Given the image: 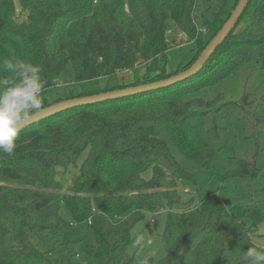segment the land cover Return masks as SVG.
Returning <instances> with one entry per match:
<instances>
[{
  "label": "trees",
  "instance_id": "1",
  "mask_svg": "<svg viewBox=\"0 0 264 264\" xmlns=\"http://www.w3.org/2000/svg\"><path fill=\"white\" fill-rule=\"evenodd\" d=\"M237 2L0 0V61L39 66L42 96L63 82L77 87L55 103L150 84L186 70ZM171 25L195 44L190 62L174 70ZM247 63L264 76V0L248 2L193 77L20 131L14 153H0V264H138L128 252L132 231L162 211L164 255L140 264H250L244 251L252 246L236 244L264 225V215L252 200L226 207L218 190L263 170V104L255 108L248 92L197 96ZM122 72L132 78L115 82ZM49 105L43 99L42 109Z\"/></svg>",
  "mask_w": 264,
  "mask_h": 264
},
{
  "label": "rangeland",
  "instance_id": "2",
  "mask_svg": "<svg viewBox=\"0 0 264 264\" xmlns=\"http://www.w3.org/2000/svg\"><path fill=\"white\" fill-rule=\"evenodd\" d=\"M166 40L170 43L172 48L169 50L168 64L169 68L174 70L179 62L187 64L195 55V44L189 42L187 38L179 32V30L172 26L166 34ZM143 72L142 68L135 70V76H140ZM132 78L131 73H118L115 77V82L128 81ZM77 87L67 85L65 82L58 84L42 96L48 104L52 105L59 98L67 95L68 90H76ZM205 89V88H204ZM204 93L200 91L197 96H205L206 99L214 98L219 93H223L226 98L238 99L243 93L248 92L253 95L255 108L260 102L263 104L261 113H264V76L260 75L258 66L253 63L242 65L232 76L224 78L213 87L210 86L205 89ZM261 107V105H260ZM259 109V108H258ZM260 112V111H259ZM261 148L264 149V133L259 136ZM241 144V143H240ZM244 155V154H243ZM259 164L262 166V171L257 174L253 180H242L238 182H230L225 185V189H219L218 195L222 203L226 207H231L236 203L247 204L252 200L256 202L258 208L264 215V153L259 158ZM150 173H146L148 178ZM62 185H69L68 180L59 179ZM223 185L222 183H218ZM217 183L209 192L217 190ZM205 194V193H203ZM202 194V195H203ZM242 194L243 197L236 198L237 195ZM204 196V195H203ZM166 212H159L157 214H147L132 231V242L129 245L128 252L134 255L136 263L140 264L146 259L160 260L163 255V247L160 236L165 229ZM243 227L248 226L247 221H243ZM264 246V225H261L256 230H252L249 238H245L236 244V249L241 250L244 246Z\"/></svg>",
  "mask_w": 264,
  "mask_h": 264
},
{
  "label": "clouds",
  "instance_id": "3",
  "mask_svg": "<svg viewBox=\"0 0 264 264\" xmlns=\"http://www.w3.org/2000/svg\"><path fill=\"white\" fill-rule=\"evenodd\" d=\"M0 71L10 74L0 75V153L12 155L21 129L42 110L47 81L39 66L15 56L0 61ZM244 258L250 264H264V246L248 247Z\"/></svg>",
  "mask_w": 264,
  "mask_h": 264
},
{
  "label": "water",
  "instance_id": "4",
  "mask_svg": "<svg viewBox=\"0 0 264 264\" xmlns=\"http://www.w3.org/2000/svg\"><path fill=\"white\" fill-rule=\"evenodd\" d=\"M249 1L250 0H238L237 4L230 12L228 18L223 23L220 30L210 39V41L207 43L205 48L200 52L196 60L183 72H180L164 80L156 81L150 84L132 86L123 89L107 91L104 93L78 97V98L68 99L54 103L52 105L43 108L41 111L37 112L33 117L32 123L27 125L26 127H23L21 131L35 123H38L60 112L72 108L95 105L107 101L135 96L138 94H142L162 88H167L193 77L202 70V68L210 59V57L214 54L216 49L223 44L227 36L235 28L239 18L241 17L243 11L247 7Z\"/></svg>",
  "mask_w": 264,
  "mask_h": 264
},
{
  "label": "built area",
  "instance_id": "5",
  "mask_svg": "<svg viewBox=\"0 0 264 264\" xmlns=\"http://www.w3.org/2000/svg\"><path fill=\"white\" fill-rule=\"evenodd\" d=\"M188 190H184V192H187Z\"/></svg>",
  "mask_w": 264,
  "mask_h": 264
}]
</instances>
